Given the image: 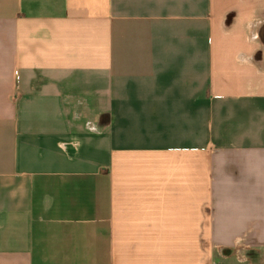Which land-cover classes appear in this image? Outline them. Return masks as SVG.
<instances>
[{"label":"crops","instance_id":"obj_1","mask_svg":"<svg viewBox=\"0 0 264 264\" xmlns=\"http://www.w3.org/2000/svg\"><path fill=\"white\" fill-rule=\"evenodd\" d=\"M259 249L264 0H0V264Z\"/></svg>","mask_w":264,"mask_h":264},{"label":"rangeland","instance_id":"obj_2","mask_svg":"<svg viewBox=\"0 0 264 264\" xmlns=\"http://www.w3.org/2000/svg\"><path fill=\"white\" fill-rule=\"evenodd\" d=\"M235 256H239L242 264H264V250L256 251H240L235 252Z\"/></svg>","mask_w":264,"mask_h":264}]
</instances>
